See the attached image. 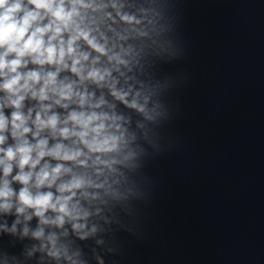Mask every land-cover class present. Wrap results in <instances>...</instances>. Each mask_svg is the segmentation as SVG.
<instances>
[{"label": "clouds", "instance_id": "1", "mask_svg": "<svg viewBox=\"0 0 264 264\" xmlns=\"http://www.w3.org/2000/svg\"><path fill=\"white\" fill-rule=\"evenodd\" d=\"M106 7L95 0H0V213L15 210L13 233L19 217L35 218V230L25 224L22 235L40 241L57 264H79V253L60 243L64 226L79 239L96 233L88 220L101 209L84 204L99 200L114 165L133 156L130 120L118 105L151 119L148 97L124 71H131L129 50L110 47L87 19L88 10ZM111 7L124 24L142 23L118 0Z\"/></svg>", "mask_w": 264, "mask_h": 264}]
</instances>
